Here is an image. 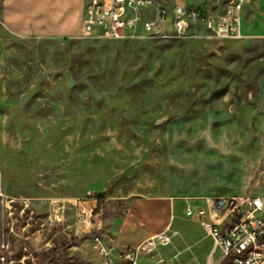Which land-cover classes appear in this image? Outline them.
Listing matches in <instances>:
<instances>
[{
  "label": "rangeland",
  "instance_id": "1",
  "mask_svg": "<svg viewBox=\"0 0 264 264\" xmlns=\"http://www.w3.org/2000/svg\"><path fill=\"white\" fill-rule=\"evenodd\" d=\"M4 1L0 264H99L79 199L113 236L136 199L264 196V0H246L239 41L202 24L184 39L21 36ZM156 1L216 18L229 0ZM179 225L197 228L204 261L205 230ZM173 230L139 263L185 252Z\"/></svg>",
  "mask_w": 264,
  "mask_h": 264
},
{
  "label": "built area",
  "instance_id": "2",
  "mask_svg": "<svg viewBox=\"0 0 264 264\" xmlns=\"http://www.w3.org/2000/svg\"><path fill=\"white\" fill-rule=\"evenodd\" d=\"M246 4V0H229L223 14L214 18L184 2L170 8L156 0H89L83 35L113 41L141 37L184 39L190 36L193 25L202 24L220 39L239 41L248 38L244 28ZM176 199L185 202L186 216L199 219L214 241L206 264H264V196ZM79 201L77 219L90 229L92 249L99 264H118V257L125 264H138L142 251L172 240L167 230L149 239L147 244L119 253L118 247L106 240L97 203L85 198ZM217 252L221 253L219 260L215 259Z\"/></svg>",
  "mask_w": 264,
  "mask_h": 264
},
{
  "label": "crops",
  "instance_id": "3",
  "mask_svg": "<svg viewBox=\"0 0 264 264\" xmlns=\"http://www.w3.org/2000/svg\"><path fill=\"white\" fill-rule=\"evenodd\" d=\"M86 5L84 0H5L3 20L7 29L21 36H80L83 34ZM184 210L185 202L176 198L136 199L124 218L122 228L114 232L113 236L106 233L105 228L103 232L106 240L114 243L121 253L129 248H138L162 232L169 230L170 233L174 229L173 238L176 237L184 244L185 252L178 250L169 262L159 264H206L213 251L214 241L202 227L200 220L187 217ZM177 216L191 219L205 230V238L211 241L213 248L204 261L195 252L200 244L197 228L182 225L175 228ZM181 257L183 258L180 259ZM220 257L221 253L217 252L215 259L219 260ZM116 262L125 264L120 257ZM138 264L144 263H139L138 260Z\"/></svg>",
  "mask_w": 264,
  "mask_h": 264
}]
</instances>
